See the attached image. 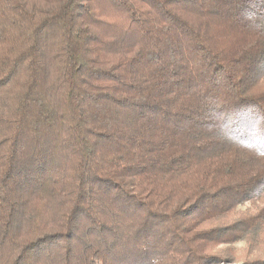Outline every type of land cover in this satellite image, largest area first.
Returning <instances> with one entry per match:
<instances>
[{"label": "trees", "instance_id": "obj_1", "mask_svg": "<svg viewBox=\"0 0 264 264\" xmlns=\"http://www.w3.org/2000/svg\"><path fill=\"white\" fill-rule=\"evenodd\" d=\"M99 1L0 0V264H264V0Z\"/></svg>", "mask_w": 264, "mask_h": 264}, {"label": "rangeland", "instance_id": "obj_2", "mask_svg": "<svg viewBox=\"0 0 264 264\" xmlns=\"http://www.w3.org/2000/svg\"><path fill=\"white\" fill-rule=\"evenodd\" d=\"M99 3H100V1L98 0V4H99ZM100 5L103 6L104 3L102 2ZM98 7H99V5L93 6V9L95 8V10L98 12ZM110 32H111V31H110ZM221 42H222V40H221Z\"/></svg>", "mask_w": 264, "mask_h": 264}]
</instances>
